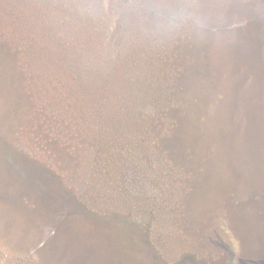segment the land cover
Returning <instances> with one entry per match:
<instances>
[{
	"label": "rangeland",
	"instance_id": "obj_1",
	"mask_svg": "<svg viewBox=\"0 0 264 264\" xmlns=\"http://www.w3.org/2000/svg\"><path fill=\"white\" fill-rule=\"evenodd\" d=\"M50 3L72 35L106 42L130 6L136 57L153 41L144 6L196 4L207 28L159 38L177 54L178 127L115 182L93 129L73 144L60 122L33 127L18 55L0 37V264H264V0Z\"/></svg>",
	"mask_w": 264,
	"mask_h": 264
},
{
	"label": "trees",
	"instance_id": "obj_2",
	"mask_svg": "<svg viewBox=\"0 0 264 264\" xmlns=\"http://www.w3.org/2000/svg\"><path fill=\"white\" fill-rule=\"evenodd\" d=\"M129 7L121 12L120 29L106 42L107 37L89 31L81 39L70 37L74 29L66 16L58 18L50 0H0V37L18 55L34 103L33 127L42 125L40 115L44 126L60 122L73 144L87 140L93 129L99 140L88 142L93 141L113 182L126 162L144 164L145 147L162 149V139L178 127L172 111L183 108L172 42L150 34L148 50L136 57L130 40L136 12ZM166 156L162 151L161 157Z\"/></svg>",
	"mask_w": 264,
	"mask_h": 264
},
{
	"label": "clouds",
	"instance_id": "obj_3",
	"mask_svg": "<svg viewBox=\"0 0 264 264\" xmlns=\"http://www.w3.org/2000/svg\"><path fill=\"white\" fill-rule=\"evenodd\" d=\"M140 22L153 37H168L187 30L193 36H202L207 21L196 4L159 3L139 10Z\"/></svg>",
	"mask_w": 264,
	"mask_h": 264
}]
</instances>
